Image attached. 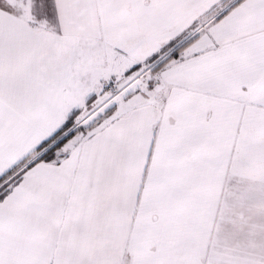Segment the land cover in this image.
I'll return each mask as SVG.
<instances>
[{"label": "snow or ice", "instance_id": "snow-or-ice-1", "mask_svg": "<svg viewBox=\"0 0 264 264\" xmlns=\"http://www.w3.org/2000/svg\"><path fill=\"white\" fill-rule=\"evenodd\" d=\"M0 264H264V0H0Z\"/></svg>", "mask_w": 264, "mask_h": 264}]
</instances>
